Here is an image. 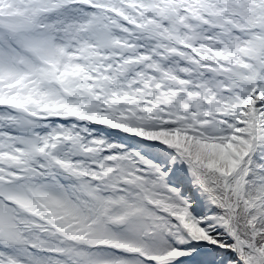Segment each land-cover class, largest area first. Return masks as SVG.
Returning <instances> with one entry per match:
<instances>
[{
    "label": "snow or ice",
    "instance_id": "6c2138e0",
    "mask_svg": "<svg viewBox=\"0 0 264 264\" xmlns=\"http://www.w3.org/2000/svg\"><path fill=\"white\" fill-rule=\"evenodd\" d=\"M0 264H264V0H0Z\"/></svg>",
    "mask_w": 264,
    "mask_h": 264
}]
</instances>
